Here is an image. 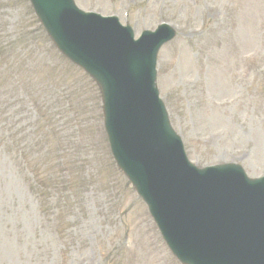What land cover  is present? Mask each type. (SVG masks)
Segmentation results:
<instances>
[{"label":"rangeland","instance_id":"374dc122","mask_svg":"<svg viewBox=\"0 0 264 264\" xmlns=\"http://www.w3.org/2000/svg\"><path fill=\"white\" fill-rule=\"evenodd\" d=\"M75 3L136 35L175 27L157 84L190 160L264 175V0ZM97 88L29 0H0V264H180L114 163Z\"/></svg>","mask_w":264,"mask_h":264},{"label":"water","instance_id":"95a60500","mask_svg":"<svg viewBox=\"0 0 264 264\" xmlns=\"http://www.w3.org/2000/svg\"><path fill=\"white\" fill-rule=\"evenodd\" d=\"M32 4L34 5V9L36 10L37 15L39 16L40 20L42 21L43 25L47 28L48 32L52 37L54 38V41L57 45H59L60 41L57 37V26L58 21L61 19V16L64 15L66 12L68 14L72 12V6L69 3V0H31ZM67 17V16H66ZM74 58V57H72ZM81 67L85 68L87 72H90V68L86 66L84 63H82L80 60H77L74 58ZM93 77H95L97 74L94 72V70H91ZM95 75V76H94ZM96 78V77H95ZM98 79V78H97ZM99 80V79H98ZM99 84H101L103 89V84L99 80ZM140 99L142 97H139ZM107 112V110L105 109ZM108 125V121H107ZM237 170V169H235ZM234 171V170H233ZM132 181V180H131ZM134 185H136V189L139 192V186L136 184V182L132 181ZM231 188V187H230ZM151 211L153 215H155V210L153 207H151ZM182 263L184 264H192L189 260L183 259L182 257L178 256Z\"/></svg>","mask_w":264,"mask_h":264},{"label":"bare ground","instance_id":"6f19581e","mask_svg":"<svg viewBox=\"0 0 264 264\" xmlns=\"http://www.w3.org/2000/svg\"><path fill=\"white\" fill-rule=\"evenodd\" d=\"M174 68V66L172 67V69ZM176 68H179V65H177L176 66ZM172 69H171V71H172ZM208 126H210V127H213V125H212V121H209L208 122V124H207ZM212 125V126H211ZM243 125V124H242ZM228 132V129L226 128V129H224L222 132L220 131V134L222 135V133H227ZM240 134L243 136L244 135V133L242 132V131H240ZM215 136H216V143L218 144V142L220 141V138L218 137V134L216 133L215 134ZM258 143H259V145L260 146H263L264 145V140H263V138L260 136L259 137V141H258ZM261 153H263V152H261ZM260 153V154H261ZM251 159V158H250ZM253 160L254 161H258V163H259V161L261 160L260 159V157L258 156V155H254L253 156Z\"/></svg>","mask_w":264,"mask_h":264}]
</instances>
